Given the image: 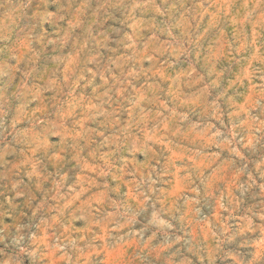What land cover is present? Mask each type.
<instances>
[{"label":"clouds","instance_id":"1","mask_svg":"<svg viewBox=\"0 0 264 264\" xmlns=\"http://www.w3.org/2000/svg\"><path fill=\"white\" fill-rule=\"evenodd\" d=\"M0 264H264V0H0Z\"/></svg>","mask_w":264,"mask_h":264}]
</instances>
